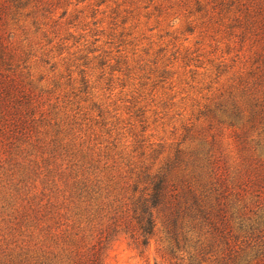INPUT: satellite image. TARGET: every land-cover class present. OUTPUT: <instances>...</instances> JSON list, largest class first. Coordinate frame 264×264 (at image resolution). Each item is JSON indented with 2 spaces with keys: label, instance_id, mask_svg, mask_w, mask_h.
Returning <instances> with one entry per match:
<instances>
[{
  "label": "trees",
  "instance_id": "1",
  "mask_svg": "<svg viewBox=\"0 0 264 264\" xmlns=\"http://www.w3.org/2000/svg\"><path fill=\"white\" fill-rule=\"evenodd\" d=\"M66 1L0 0V182L22 193L30 221L8 264H103L113 235L147 247L158 216L165 233L161 257L170 264L186 258L188 264H264L262 252L248 253L264 237L233 232L224 195L190 167L194 161L181 149L150 161L143 154L124 157L99 139L82 104L89 98L85 72L78 87L64 56L71 49L63 20L68 7L58 17L56 10ZM196 3L209 19L205 33L214 30L211 24L220 30L229 12L238 23L229 25L228 47L239 45L241 69L226 90L230 101L219 104L221 116L210 115V125L244 127L247 137L257 136L246 139L247 147L262 148L264 0Z\"/></svg>",
  "mask_w": 264,
  "mask_h": 264
},
{
  "label": "rangeland",
  "instance_id": "2",
  "mask_svg": "<svg viewBox=\"0 0 264 264\" xmlns=\"http://www.w3.org/2000/svg\"><path fill=\"white\" fill-rule=\"evenodd\" d=\"M196 1L68 0L56 10L58 17L68 7L63 20L72 34L71 49L64 56L78 87L80 71L85 72L89 98L82 104L95 118L99 139L124 157L143 154L150 161L181 149L194 161L190 167L224 195L233 232L264 237V147H247L246 139L257 136L247 137L244 127L209 122L210 115L221 116L219 104L230 101L226 90L241 69L235 60L239 45L228 47L229 25L238 24L237 15L229 12L220 30L211 24L214 30L205 33L209 19ZM3 184L0 264H8L9 253L18 255L15 241L30 221L22 193ZM164 236L162 216L147 247L126 234L113 235L102 251L103 264H170L161 257ZM257 251L264 255V244L248 253Z\"/></svg>",
  "mask_w": 264,
  "mask_h": 264
}]
</instances>
